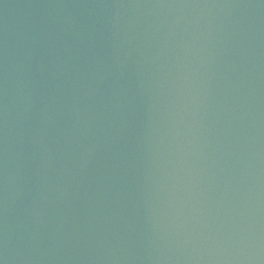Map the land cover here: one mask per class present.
Returning <instances> with one entry per match:
<instances>
[{
	"label": "water",
	"instance_id": "water-1",
	"mask_svg": "<svg viewBox=\"0 0 264 264\" xmlns=\"http://www.w3.org/2000/svg\"><path fill=\"white\" fill-rule=\"evenodd\" d=\"M11 264H264V0H6Z\"/></svg>",
	"mask_w": 264,
	"mask_h": 264
}]
</instances>
